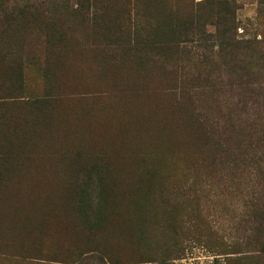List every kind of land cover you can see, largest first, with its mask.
I'll return each mask as SVG.
<instances>
[{
  "label": "rangeland",
  "instance_id": "obj_1",
  "mask_svg": "<svg viewBox=\"0 0 264 264\" xmlns=\"http://www.w3.org/2000/svg\"><path fill=\"white\" fill-rule=\"evenodd\" d=\"M260 2L8 0L28 33L0 59V264H264L248 206L264 149L243 132L211 164L199 122L251 113L237 67L250 52L235 47L264 40ZM190 22L212 36L206 51L197 30L181 42ZM161 108L191 144L148 170L143 133Z\"/></svg>",
  "mask_w": 264,
  "mask_h": 264
},
{
  "label": "trees",
  "instance_id": "obj_2",
  "mask_svg": "<svg viewBox=\"0 0 264 264\" xmlns=\"http://www.w3.org/2000/svg\"><path fill=\"white\" fill-rule=\"evenodd\" d=\"M7 2L8 0H0V59L6 58L7 55H12L16 59L22 48L20 41H18L19 43L11 44L12 38L9 40L7 38L13 37L18 30L28 33V28L23 27L21 22L25 19L23 15L25 13L24 9L8 8L5 5ZM260 4L262 6L259 8L258 13L264 14V0H261ZM213 26L220 28L219 25L214 23ZM193 30H197L200 34L199 47L206 51L209 48L210 41H212V36L204 30V25L190 22L189 28L182 26L183 41L181 42L186 44L195 42L190 39V34ZM224 34L225 32L222 31L217 36L219 47L226 45ZM246 43L240 47H235V49L237 51L246 50L250 52V55L246 58H239L237 67L238 71L247 72L250 76V87L247 94L252 96V99L248 106L243 104L239 107V110L244 111L247 108V111H251V113L247 114L244 121L231 117L226 119L220 117L219 120H214L204 116L200 119V126L210 140L211 138L214 140L212 144L214 152L210 157L211 164H214L215 161L220 162L228 154L229 149L238 150L242 144L238 141L235 143L234 139L242 136L243 132L248 133L250 145H261L264 149V40H251ZM255 51L258 55L253 54ZM204 80H206V77H204ZM16 89H20V87ZM202 91L206 95L209 90L204 86ZM4 95L5 93L0 88V98H4ZM158 112L160 118L156 128L152 130L151 127L147 132L144 131L143 133L145 143L142 149L148 153L145 159V167L148 170L152 169V167H170L173 156L178 150L187 149L191 144V134L183 124L176 121L164 108L158 109ZM236 160L233 159L232 162H237ZM257 161L264 162V159L259 157ZM248 206L253 222L259 228L264 229V189L261 193L257 191L250 192Z\"/></svg>",
  "mask_w": 264,
  "mask_h": 264
}]
</instances>
